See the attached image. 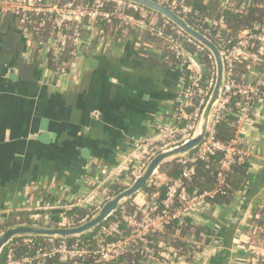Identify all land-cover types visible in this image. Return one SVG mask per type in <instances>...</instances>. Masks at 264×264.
<instances>
[{
    "label": "crops",
    "instance_id": "0c3cea01",
    "mask_svg": "<svg viewBox=\"0 0 264 264\" xmlns=\"http://www.w3.org/2000/svg\"><path fill=\"white\" fill-rule=\"evenodd\" d=\"M129 29L111 35L87 28L75 74L52 79L42 61L29 56V38L16 17L0 11V224L19 216L30 222L29 206L39 207L38 214L47 210L59 224L68 210L104 204L111 185L128 186L136 146L160 124L177 125L186 66L169 63L159 43ZM224 118L237 124V139L250 155L247 177L229 202L207 204L191 222L209 234L197 262L252 264L264 256V232L255 231L264 219V100L244 120L236 108ZM104 168L116 174L105 180ZM171 181L159 170L148 184L160 188ZM128 202L137 207L134 214L159 203L144 191ZM124 226L129 232L122 235L129 237ZM171 241L155 245L152 264L186 257ZM131 246L128 254L146 249Z\"/></svg>",
    "mask_w": 264,
    "mask_h": 264
},
{
    "label": "built area",
    "instance_id": "2783aa9c",
    "mask_svg": "<svg viewBox=\"0 0 264 264\" xmlns=\"http://www.w3.org/2000/svg\"><path fill=\"white\" fill-rule=\"evenodd\" d=\"M153 1L171 8L179 15L182 12H191V9L183 7L179 0ZM126 9L139 13L143 20L125 15ZM0 11L16 17L18 26L29 38L31 46L29 56L31 58L34 54L35 36L49 27L48 40L39 46L36 56L42 61L47 76L52 79L54 77L63 79L75 74L80 59L79 47L85 30L89 28L85 22L96 24L99 19L108 23L118 19L131 31H150L152 35L167 42L180 64L186 66L187 76L183 81L181 99L176 111L177 125L160 124L154 136L150 137L144 144L139 143L136 146L130 158L132 159V164H130L132 166L129 169L130 179L126 181L127 187L143 174L149 162L157 154L180 146L193 138L201 114L214 89L217 67L210 53L208 57L211 60V67L209 69L204 67L201 64V55L207 52L206 49L165 18L141 6L122 0H0ZM38 17L39 20H37ZM157 17L161 19V27L153 29L150 25ZM95 28L99 29L98 27ZM166 28L170 29L171 32H166ZM215 28L218 29V35H216L220 40L218 46L223 52L227 69L224 93L216 109L206 140L196 151L175 159L182 167V172L178 178L168 184L166 196L161 203L162 211L158 210L160 203H156L150 210L141 212V215L138 216V214H130L127 207L122 205L118 210L121 220L132 234L129 237L123 236L119 223L109 222V217L97 231L99 246L95 251H91L78 241L69 242L68 240L49 238L45 239L44 244H41L36 242V238L15 239L5 249L2 264H47L49 261L57 259L65 264H86L91 258L96 263L107 264L119 261L131 250V245L137 243L142 244L143 247L146 246L145 251L148 253V260L152 261L156 259L152 246L166 245L164 237L172 224L184 225L187 218L195 222L193 220L195 216L199 215L204 206L210 204L208 203L209 199H213L219 194H225V189L229 188L225 173L234 166L247 165L250 155L240 145L237 138L227 145L219 142L216 139V126L224 118V114L229 108H236L239 121L248 118L255 102L264 98V70L262 69L261 73L252 74L254 65L260 62L259 60L264 59V22L256 24L248 32L241 33L234 40L220 38V30L227 29L224 20L205 19L204 24L199 25L196 29L209 37L208 35H212L211 31ZM70 44L72 50L68 49ZM188 46H194L195 52L190 53L187 50ZM66 55H69L68 61L64 60ZM241 59L249 61L250 67L249 74L243 77L244 80L239 81L236 78L235 66ZM52 65L57 68H53ZM204 74H209L210 78L205 83L206 86L201 89V79ZM198 93L200 100L194 106L193 112L188 114L187 108L193 106V99ZM184 122L185 126L180 128V124ZM145 146L148 147L143 150ZM218 152L222 153V159L217 174L216 188L212 192L203 194L196 191L191 192L190 187L197 175L198 163L208 161L211 156ZM115 174L109 168L101 170V176L105 180H110ZM111 198L110 196L105 198V202ZM102 206L103 204L91 205L94 208L92 216ZM37 210L39 207L34 211L33 206H29L27 210L31 213L29 225L47 227L42 226L41 222L49 221L52 215L47 210L38 214L36 213L39 212ZM92 216L84 218L79 224L86 222ZM64 224L65 226L57 225L56 227L77 226L68 217ZM256 230L264 232V226L257 227ZM115 235L119 236L117 240L106 241V238L115 237ZM155 235L159 236L157 243ZM208 235V233H203L201 239L196 240L190 235L181 236L177 233L173 235V238H181L186 243L190 242L194 246L196 245L197 249L205 246V241L209 238ZM202 239L203 241H201ZM21 247L26 249L25 253L17 254ZM197 253L196 250L190 251L188 254H192L193 258L190 261H185L186 264H192L191 262L195 260L194 254ZM259 256L261 259L256 258L254 264H264V256ZM183 261L184 257L181 260L175 259L173 263L181 264ZM163 264H168V261H163Z\"/></svg>",
    "mask_w": 264,
    "mask_h": 264
},
{
    "label": "trees",
    "instance_id": "16d2710c",
    "mask_svg": "<svg viewBox=\"0 0 264 264\" xmlns=\"http://www.w3.org/2000/svg\"><path fill=\"white\" fill-rule=\"evenodd\" d=\"M181 2V5L183 7H187L191 9V12H182L181 16H183L192 26L195 28H198L199 25L204 24L205 19H211V20H224L227 29L220 30V38L224 40H234L241 33L250 31L256 24L264 22V0H228V3L224 4L221 3L219 0L214 1H208V0H179ZM111 8V7H109ZM125 15L127 16H133L134 18L138 20H143V18L139 15V13L126 9ZM39 20V17L37 18ZM160 17H157L151 22V28L155 29L158 27H161L160 23ZM85 25L87 27H98L106 34L111 35H121L125 29H127V26L122 23V21L118 19H114L111 23H108L105 20L99 19L97 20L96 24H90L88 22H85ZM50 29L49 27L45 28L40 32L39 35L35 36L34 38V54H33V60L37 59L36 51L38 50L39 46L46 43L49 37ZM145 34L152 40L157 43H159L163 57L169 61L171 64H180L179 60L176 58L175 54L172 50H170L169 45L164 40L154 36L151 34L150 31H143ZM166 32L170 33V29L166 28ZM212 35H208L209 38L215 42L217 45H220V40L217 38L216 35H218V29H212L211 31ZM108 37V36H107ZM69 50H72V45L70 44L68 46ZM187 50L190 53L195 52L194 46H188ZM80 51V47H79ZM69 52V51H68ZM68 54V53H67ZM209 53L204 52L201 55V64L209 69L211 67V60L208 57ZM69 55H66L64 60L68 61ZM256 65H254V70L259 72L260 69H264V59L259 60ZM53 68H57L56 66H53ZM249 67L250 63L247 60L241 59L236 63L235 66V73L236 78L239 81L244 80V76L249 74ZM260 68V69H259ZM187 69V68H186ZM255 71V72H256ZM256 72V73H257ZM187 76V74H186ZM210 78L209 74H204L201 79V89H203L206 85L205 83ZM200 100L199 93L195 96L193 99V106H190L187 108V113L191 114L194 110V106L198 104ZM238 100V98H236ZM264 100V98L262 99ZM179 106V104H178ZM177 106V108H178ZM177 108L175 109L177 111ZM185 126V122L180 124V128H183ZM237 138V124L233 121L227 120L226 118H223L219 121V123L216 126V139L221 142L224 145H227L231 143L233 140ZM222 159V153L218 152L215 153V155L211 156L208 161H200L197 165V175L194 179L193 184L191 185V192L196 191L199 194L212 192L216 186H217V174L219 172V166L220 161ZM244 166H234L231 168L229 172H226V179L229 185V188L225 189V194H219L215 196L213 199H209L208 203L210 204H223L226 202H229L238 192V190L241 187V184L244 179L247 177V170ZM161 173L165 174L169 179H176L181 175L182 167L174 161L166 162L164 163L160 168ZM130 174V171H129ZM128 174H124L123 176H127ZM127 187L123 184H115L110 186V193L109 196L113 197L116 194L120 193L121 191L125 190ZM167 186H162L160 188H157L154 184H147L146 187L142 190L145 193H147L149 196H153L157 198L158 202L160 203V207L158 210L161 212L163 207L161 206L162 201L164 200L167 192ZM128 205V211L130 214H134L136 212V206H131L130 203H126V206ZM94 208H74L71 210H68L66 212V216L70 219L71 222H73L75 225H78L81 220L84 218L92 216V213ZM138 216L141 215V212H137ZM264 214V211H263ZM20 218V219H19ZM14 218L11 220H7L0 224V233L8 229L10 227L21 225V224H29L24 218L20 217ZM116 220L119 223L120 230L126 231L124 223L121 220L120 217V211H117L114 215H112L108 221ZM114 222V221H113ZM191 219H186L184 221V225H178L177 223L172 224L169 227V231L167 235L164 237L166 241L169 243L171 241L172 235L179 234L181 236H187L190 235L192 238H200L199 235L203 233L204 228L200 226H195L191 224ZM65 221L63 223H53V221L50 219L45 220L41 222L42 226L47 227H56L57 225H64ZM256 227L264 226V219L260 221H256ZM99 229V228H98ZM97 230H95L91 234H87L85 236H82L80 238H74L68 240L69 242H79L82 245L88 247L91 251H95L98 248V239H97ZM118 235H115V237H109L106 238V241H114L118 239ZM159 239L158 235H155V241ZM181 240V238H179ZM177 239V240H179ZM37 243L44 244L46 241L44 238H36L35 239ZM208 241V239H207ZM178 249H180V253L182 255L188 254L190 250L186 251V246L183 245L180 241L175 242L174 240L171 241ZM152 248L157 249V247L152 246ZM139 251L138 253H131V254H125L122 258H120L119 261H114L107 264H145L146 261H149L148 254H145V250L142 248H137ZM26 249L21 247L17 254H23L25 253ZM4 254V253H3ZM158 255V254H157ZM181 255V256H182ZM190 255V254H189ZM187 256V255H186ZM190 257V256H189ZM3 258V255H2ZM1 258L0 264L3 263V259ZM187 261H190L191 258L185 257ZM184 258V259H185ZM160 262L163 264V259H159ZM49 264H65L62 263L59 259L49 261ZM86 264H102V263H96L94 259H89ZM152 264V261L150 262ZM161 264V263H160ZM169 264V263H168ZM171 264V263H170ZM177 264V263H172Z\"/></svg>",
    "mask_w": 264,
    "mask_h": 264
},
{
    "label": "water",
    "instance_id": "95a60500",
    "mask_svg": "<svg viewBox=\"0 0 264 264\" xmlns=\"http://www.w3.org/2000/svg\"><path fill=\"white\" fill-rule=\"evenodd\" d=\"M122 1L141 6L165 18L196 42L201 44L206 51L212 55L217 67L216 83L201 114L198 128L193 138H191L188 142L157 154L149 162L143 174L135 179L132 185L105 202L103 206L86 222L74 227L59 228L21 224L3 230L0 233V261L7 246L15 239L50 238L55 240H70L93 233L109 217L115 214L122 205L141 192L164 163L196 151L207 138L216 109L220 104L226 85L227 69L223 52L215 42L192 26L184 17L171 8L153 0ZM193 64L195 63L193 62Z\"/></svg>",
    "mask_w": 264,
    "mask_h": 264
},
{
    "label": "rangeland",
    "instance_id": "374dc122",
    "mask_svg": "<svg viewBox=\"0 0 264 264\" xmlns=\"http://www.w3.org/2000/svg\"><path fill=\"white\" fill-rule=\"evenodd\" d=\"M256 229H257V228H256ZM256 229H255V231H256V232H259V231H257ZM172 238H173V237H172ZM173 239H174V238H173ZM179 241H180V240H179ZM180 242H181V243H184L183 241H180ZM183 245H185V246L187 247V248H186V251H188V250H190V251H195V250H196L197 252H198V251L201 252L202 249H204V247H200V248H197V249H196V245L194 246V244H191L190 242L184 243ZM171 251H172V250H171ZM255 254H256V253H255ZM186 255H187V256H186ZM185 256L188 257V258H191V259L193 258V257H192V254H190V255H189V254H185ZM189 256H190V257H189ZM194 256H195V260H193L191 263H192V264H199V263L197 262V257H198L197 254H194ZM191 259H190V260H191ZM170 260H171V259H170ZM182 263L186 264L187 262L183 261ZM182 263H181V264H182ZM254 263H255V261H253L252 264H254Z\"/></svg>",
    "mask_w": 264,
    "mask_h": 264
}]
</instances>
